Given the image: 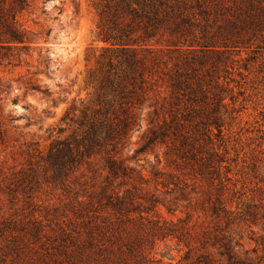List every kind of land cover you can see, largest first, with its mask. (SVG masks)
I'll list each match as a JSON object with an SVG mask.
<instances>
[{
    "label": "trees",
    "instance_id": "obj_1",
    "mask_svg": "<svg viewBox=\"0 0 264 264\" xmlns=\"http://www.w3.org/2000/svg\"><path fill=\"white\" fill-rule=\"evenodd\" d=\"M34 1L0 0V70L30 67L36 54L37 73L50 74L42 46L51 30L37 33L25 20ZM97 7L105 47L93 80L96 104L79 117L68 109L61 123L75 130L64 136L66 127L58 128L46 151L32 144L36 158L0 161V264H152L146 244L166 239L185 245L196 264H216L214 255L225 264H264V252L249 258L221 230L233 224L223 201L233 57L245 54L240 69L250 72L264 52V0H99ZM22 85L52 107L63 102L33 78ZM3 114L0 103L5 152L16 120ZM143 123L142 143L124 158ZM148 154H155L150 170L132 165ZM203 185L215 193L200 201L221 223L213 233H193L190 212L177 223L162 217L160 208L175 214Z\"/></svg>",
    "mask_w": 264,
    "mask_h": 264
},
{
    "label": "rangeland",
    "instance_id": "obj_2",
    "mask_svg": "<svg viewBox=\"0 0 264 264\" xmlns=\"http://www.w3.org/2000/svg\"><path fill=\"white\" fill-rule=\"evenodd\" d=\"M43 2L35 0L34 16L25 20H29L28 27L37 33L51 30L48 44L42 46L49 50L50 74L46 76L37 73L36 54L30 67L23 65L17 69L0 70V77L6 87L0 92L3 115H10L16 120L8 124L12 136L10 148L5 152L0 149V161H5L7 166L24 164L29 158H36L34 143L46 151L57 137V129L60 127L67 129L64 136L70 135L75 127L61 123L68 109L74 108L75 116L79 117L82 109L92 108L96 104L93 80L96 78L99 56L105 47L98 39L99 0ZM31 20H35L37 25H33ZM246 57L245 54L233 57L234 71L230 77L233 80L230 83L233 93L225 101L228 114L224 138L230 171L223 201L229 212L227 218L233 224H220L223 233L233 239V245L240 244L242 247L236 251H249L248 257L255 258L264 252V52L259 53L250 72L240 69ZM35 73L37 75L34 76ZM32 78L36 86L49 89L53 98L59 97L63 102L52 107L41 96L26 92L22 84ZM145 130L146 124L143 123L142 129L132 134L123 151L124 158L131 156L140 146ZM155 154L140 157V161L132 165L150 170L155 165ZM210 194L213 200L215 193L212 188L205 185L197 187L195 199L191 200L189 206L188 202H181L175 214L169 215L163 208H160V213L167 221L177 223L178 219H184L186 213L190 212L191 224L195 227L193 233H213L220 224L202 211L200 204ZM46 195L48 199L53 198V195ZM248 212L255 215L254 220L247 217ZM191 243L198 246V254L201 255L197 240ZM145 248L152 264H196L195 259H186L188 249L177 240L155 241L151 246L146 244ZM257 250V255L252 253ZM213 260L218 261L216 264H225L217 255L213 256Z\"/></svg>",
    "mask_w": 264,
    "mask_h": 264
}]
</instances>
